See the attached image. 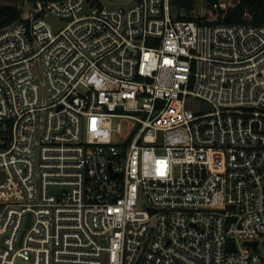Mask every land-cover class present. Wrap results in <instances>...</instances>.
<instances>
[{
	"label": "built area",
	"instance_id": "built-area-1",
	"mask_svg": "<svg viewBox=\"0 0 264 264\" xmlns=\"http://www.w3.org/2000/svg\"><path fill=\"white\" fill-rule=\"evenodd\" d=\"M30 1L0 27V264H251L264 14Z\"/></svg>",
	"mask_w": 264,
	"mask_h": 264
},
{
	"label": "trees",
	"instance_id": "trees-1",
	"mask_svg": "<svg viewBox=\"0 0 264 264\" xmlns=\"http://www.w3.org/2000/svg\"><path fill=\"white\" fill-rule=\"evenodd\" d=\"M185 3L187 1H184ZM192 3V1H190ZM188 3V2H187ZM264 0H238L225 14L227 22L260 23L263 20ZM21 17V9L15 4L0 5V27Z\"/></svg>",
	"mask_w": 264,
	"mask_h": 264
},
{
	"label": "rangeland",
	"instance_id": "rangeland-1",
	"mask_svg": "<svg viewBox=\"0 0 264 264\" xmlns=\"http://www.w3.org/2000/svg\"><path fill=\"white\" fill-rule=\"evenodd\" d=\"M224 2V5L219 8L218 12L223 13V14H227V12H229V8L232 6L233 3H230L229 0H222ZM238 0H233V2H237ZM31 3L30 0H0V5L1 4H15L18 5L20 7V9L22 7H26ZM196 10L195 12H200V13H205L206 9L203 7L202 5V1L198 0L196 2ZM173 12L177 13V12H181L183 14L189 13L192 11V9L189 6H185V5H173ZM254 256L256 257L255 260L252 261L251 264H264V245L261 244L258 246V248L254 251Z\"/></svg>",
	"mask_w": 264,
	"mask_h": 264
},
{
	"label": "water",
	"instance_id": "water-1",
	"mask_svg": "<svg viewBox=\"0 0 264 264\" xmlns=\"http://www.w3.org/2000/svg\"><path fill=\"white\" fill-rule=\"evenodd\" d=\"M85 7H86V11H89V6H88L87 2H85ZM48 19L53 23L55 30H57L59 28V24L57 23L56 16L50 14L48 16ZM204 106L209 109V105L207 103H204ZM29 222H30V219H28L27 226H28ZM245 244H250V245L253 246V248H256L257 245H258V241L257 240H255V241H245ZM235 247H236V245H235V243H233V248H235Z\"/></svg>",
	"mask_w": 264,
	"mask_h": 264
}]
</instances>
